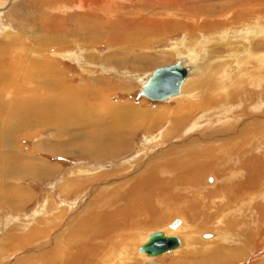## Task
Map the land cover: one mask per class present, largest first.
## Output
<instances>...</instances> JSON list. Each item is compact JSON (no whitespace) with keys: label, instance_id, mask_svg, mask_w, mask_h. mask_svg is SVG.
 <instances>
[{"label":"rangeland","instance_id":"rangeland-1","mask_svg":"<svg viewBox=\"0 0 264 264\" xmlns=\"http://www.w3.org/2000/svg\"><path fill=\"white\" fill-rule=\"evenodd\" d=\"M46 1L56 0H0V61L2 63L0 65L2 67L0 129L3 130L0 134V160H2L0 172L4 173V176L0 177V185H2L0 187V264H6L5 262L17 264L15 262H19V259L26 255L29 258L19 262L20 264H29L30 261H32L30 264H35L38 261L36 257L40 262L48 259H64L62 257L64 255L76 258L83 253L85 247L80 249L75 246L86 242L91 234L88 233L90 231L97 237L94 245L101 247L106 240L99 237L108 221L101 216L110 217L109 220L112 222L115 221L114 215L120 212L125 214L126 208L129 209L127 211L131 217L130 226L122 225L120 231L114 227L113 235L109 236L112 244L104 251L107 255L116 244V240L123 245L126 243L125 246H129L126 251L129 252V259L123 264H210V262L264 264L262 232L258 231L260 238L256 249H253V246L248 249V241L239 237L242 231L248 230L244 226L250 224L251 213L245 212L238 216L234 213L219 220V216L209 213V210L214 208L213 204L201 201L200 193L195 195L194 191H186L185 197L179 194V199L171 201H165L162 197H158L157 200V197H153L148 201L147 210L142 211L137 208L140 206L137 202V197L140 195L133 187L137 176L144 174L169 179L168 175L156 174L154 171L160 162L158 156L162 152L173 155L175 147H180L179 143L185 136L194 135L195 132L190 130L195 127L212 128L214 134L229 131V138H225L224 142H219L217 145L224 146L228 140L240 138L234 142L238 143V151H241L239 148L243 146L251 147L245 146L250 140L252 144H257L259 140L254 155L263 154L264 13H259L256 8L252 16L243 19L237 17L238 20L232 21L236 13L239 16L237 9L241 8L240 4L233 6L234 0H120L113 2V5L101 3L98 5L96 2L101 0H60L63 4L57 10L56 8L49 10L41 18L38 12H43L42 7L47 5L44 4ZM82 1L87 2L88 5ZM262 7L264 8V4ZM202 22L209 23L202 27ZM223 38L229 42H224ZM176 48L181 50V54ZM39 49L40 51L36 53L35 50ZM187 52L195 53L188 55ZM179 60H183L184 64L190 67L192 76L189 77L190 81L186 82L178 98L168 102H151L140 96L141 79L156 68L175 64ZM241 64L244 66L242 67ZM232 66H236L237 69L233 70L232 74H228L229 71L226 70ZM47 67L57 72L55 78L60 80L62 87L66 89L65 93L63 88L59 89L62 97L71 98L76 110L77 107L83 108L80 105L76 106L78 105L76 102L90 105L92 110L88 112L84 108L74 114L67 112L66 116L65 114L63 116L62 112L54 109L57 113L55 123L48 125L41 123L42 119L46 118L48 110L46 114L29 111V107L23 101L25 98L29 103L46 101L44 94L34 95L33 90L39 88L42 90L43 86L37 84L38 76L44 72V69H48ZM210 74L218 76L216 77L218 81L215 83L217 90L214 89L210 91L211 94H207L210 89L200 86L211 76ZM229 76L233 77L230 79L234 83L225 80ZM260 78H263L261 79L263 81ZM254 79L257 81L256 84ZM226 86L229 88L227 92L222 90ZM200 90L204 93L202 94ZM235 91L239 93L238 97L228 96ZM218 92L222 93L221 97L225 99L221 111L202 106L201 98L206 95L213 97ZM249 93L254 96L251 97ZM17 102L21 105L14 106ZM255 102L256 106L253 104ZM114 110L119 115L132 113L130 116L134 119H130L132 122L116 120L112 116ZM23 113L29 116H24ZM243 117L246 118L242 119ZM86 125L97 126L100 133H93L94 135L87 133ZM129 131L131 132L129 145L119 147L114 143L111 148L101 151L102 155L108 157L96 158L79 150L92 139L104 140L107 133L114 136V133ZM251 131L255 132L251 133ZM153 138L158 141L152 142ZM192 147L191 149H196ZM66 149V153L55 152ZM181 151L183 153V150ZM235 155L236 152L224 150L216 155L218 158H225V161L228 160V164L224 163L226 167L220 169L215 165L214 169L206 173L207 176L205 175L203 180L205 191L209 190L210 186L214 190L212 187L219 184L223 176L218 175L217 172L226 168L235 166L233 171L238 170V173L231 176L237 180L244 177L239 169L247 163V160L236 159ZM15 156L19 160H13L16 159ZM140 165L142 169L135 171ZM31 168L45 169L44 175L34 177L30 172ZM11 170L13 173H10ZM123 176L124 178L121 179ZM211 179L214 181L210 182ZM103 184L104 187H100ZM62 185L66 190L68 189L65 193L62 191L64 188L60 187ZM120 198L122 203L119 201ZM219 198L223 200L222 197ZM256 201H258L257 205L262 204L260 210L264 208V198ZM218 202L216 201V204ZM223 202L221 205L227 204L226 201ZM81 203H84V207L77 210ZM176 205H180L179 207L185 205L183 209L188 214L181 211L179 213ZM189 207L192 209L196 225L187 216L190 215ZM94 212L98 213L95 215ZM160 218H164L161 223L151 222ZM204 218L209 222L201 226ZM177 220H181L183 224L171 233L186 238L184 248L154 259L136 254L135 248L141 245L147 234L168 231L169 226ZM260 222H264V219L261 218ZM113 224L116 226L115 222ZM62 226L67 228L60 238L63 242L54 237ZM110 227L112 226L108 225L107 229ZM34 228L38 231L35 230L36 233L31 234ZM260 229L263 230L264 225H261ZM190 234L193 235L188 239ZM207 234L213 237L204 238L203 236ZM255 234L257 236V233ZM33 235L36 236L34 243L30 241ZM67 239H71V242L68 243ZM86 255L90 256L92 253ZM234 255L239 256L240 259L234 261L236 259ZM245 261L247 262L244 263Z\"/></svg>","mask_w":264,"mask_h":264},{"label":"bare ground","instance_id":"bare-ground-1","mask_svg":"<svg viewBox=\"0 0 264 264\" xmlns=\"http://www.w3.org/2000/svg\"><path fill=\"white\" fill-rule=\"evenodd\" d=\"M116 1H120V0H101V1H99V2H96L98 5L101 3L102 5H113V2H116ZM233 1V0H232ZM82 2H84V4H86V5H88V3L87 2H85V1H82ZM231 2V1H230ZM5 3V2H4ZM44 4H47V5H45L44 7H42V10H43V12L41 11V13L40 12H38L39 13V15H40V17L42 18L43 16H44V14H45V12H47V11H49V10H53V9H55L56 8V10H57V8L58 7H60L62 4H63V2L62 1H60V0H56V1H52V2H48V1H46V3H44ZM43 4V5H44ZM240 4V7L241 8H239L240 10H238L237 9V11H239L238 13H239V16H237V13L232 17V21H236V20H238V18L237 17H240V18H245V17H248V16H250L251 14H252V12H253V10H255L256 8H258V9H256V11H258L259 13H264V8L262 7V4H264V0H234V4H233V6L234 7H236L237 5H239ZM81 5H83V3L81 4ZM28 6H30V5H28ZM36 6V5H35ZM260 6V7H259ZM38 7V6H37ZM102 7V6H101ZM233 7V8H234ZM34 10H36V9H34ZM224 10H225V8H224ZM40 11V10H39ZM236 11V10H235ZM33 12V11H32ZM211 12H213V11H211ZM37 13V12H36ZM27 14V13H26ZM39 15H38V18H39ZM199 15V14H198ZM208 16V15H207ZM212 17L214 16V15H211ZM217 16V15H216ZM252 16V15H251ZM25 17V16H24ZM40 18V19H41ZM219 18V17H218ZM31 20V19H30ZM230 21V20H229ZM218 22V21H217ZM49 23H50V21H49ZM207 23V22H206ZM205 23V24H206ZM209 23V22H208ZM208 23L206 24V25H208ZM232 23V22H231ZM4 24V23H3ZM21 24V23H20ZM34 24V23H33ZM36 24V23H35ZM45 24V23H44ZM202 24H203V22H202ZM205 24H203L202 25V27H205ZM220 24V23H219ZM234 24V23H233ZM46 25V24H45ZM212 25H214V24H212ZM218 26V25H217ZM5 27V26H4ZM211 27V26H210ZM2 28V27H1ZM218 28V27H217ZM253 28V27H252ZM207 29H209V28H207ZM22 30V29H21ZM245 32V31H244ZM229 37V36H228ZM37 41H39V40H37ZM223 41L224 42H229V40H226L225 38H223ZM210 42V41H209ZM262 44V43H261ZM1 46V45H0ZM184 47L186 46L185 44L183 45ZM182 46V47H183ZM205 46V45H204ZM243 46V45H242ZM247 46H249V45H247ZM244 47V46H243ZM259 47V46H258ZM173 48V47H172ZM186 48V47H185ZM238 48H239V46H238ZM245 48V47H244ZM232 49V48H231ZM236 49V48H235ZM243 49V48H242ZM176 50H177V52L179 51V48H176ZM186 50V49H185ZM185 50H183L184 52H185ZM191 50V49H190ZM195 50V49H194ZM193 50V51H194ZM245 50V49H244ZM35 51H37L36 53H38L39 51H40V49L39 50H35ZM170 51H172V50H170ZM181 51V50H180ZM179 51V52H180ZM235 51V50H234ZM243 51V50H242ZM262 52V51H261ZM188 53V55L189 54H194L193 52L191 53H189V52H187ZM234 53V52H233ZM180 54H181V52H180ZM235 54V53H234ZM238 54V53H237ZM178 55V54H177ZM236 55V54H235ZM179 56V55H178ZM182 56V55H181ZM252 56H254V54L252 55ZM257 56V55H256ZM79 57V56H78ZM244 57H245V55H244ZM259 57V56H258ZM182 58H183V56H182ZM186 58H188V57H186ZM185 58V59H186ZM195 58V57H194ZM246 58V57H245ZM188 59H191V58H188ZM228 59V58H227ZM192 60V59H191ZM2 61H4V59L2 60ZM190 61V60H189ZM189 61H187V62H189ZM195 61V60H194ZM239 61V60H238ZM243 61V60H242ZM264 61V60H263ZM86 62V61H85ZM84 62V63H85ZM193 62V61H192ZM5 63V62H4ZM226 63V62H225ZM230 63V62H229ZM235 63V62H234ZM239 63V62H238ZM241 63V62H240ZM2 63H1V61H0V65H1ZM86 64V63H85ZM190 65L192 64V63H189ZM194 64V63H193ZM249 64H251L250 62H249ZM264 64V63H263ZM238 65V64H237ZM242 65V64H241ZM258 65V64H257ZM186 66V65H185ZM244 65H242V67H243ZM256 67V66H255ZM259 67V66H258ZM48 68V67H47ZM231 68H233V66L232 67H230V68H228L229 70H226V71H229L228 72V74H232L233 73V70L231 69ZM234 70H236L237 69V67L236 66H234ZM253 68V67H252ZM260 69H262V68H260ZM0 70H2V67H0ZM9 70H11V69H9ZM242 70V69H241ZM244 71V70H243ZM3 72V71H2ZM1 72V73H2ZM225 72V71H224ZM235 72V71H234ZM256 72V71H255ZM261 72V71H260ZM237 73V72H236ZM262 73V72H261ZM190 74H191V71H190ZM189 74V77L190 76H192V75H190ZM0 75H2V74H0ZM131 75V74H130ZM211 76H209L208 78H206V80L203 82V84L200 86L201 88H209L210 90H208L209 92L207 93V94H211L210 93V91L212 92V90H214V89H216V85H215V83L218 81V79L216 78V77H218L217 75H213V74H210ZM222 75H224V73L222 74ZM243 75V74H242ZM249 74H247V76H248ZM259 75V74H258ZM261 75H263V74H261ZM24 76V75H23ZM246 76V75H245ZM264 76V75H263ZM3 77V76H2ZM37 77V76H36ZM55 77H57V72L56 71H54V70H52L51 68H48V69H44V72L42 73V74H40L39 76H38V85L39 86H43V88H42V90L39 88V89H36V90H33L34 91V95H37V94H40V93H42V94H44L45 96H46V101H44V102H41V101H43V100H39V101H31L30 103L29 102H26V99L27 98H25V100L23 101L24 102V104L26 103V105L29 107V111H34V112H42V113H45V112H47V110H48V114H46L47 116H45L46 118H43L42 119V121H41V123H45V124H53V122L55 123V119H56V117H57V113H55V111H60V112H62V114H63V116H64V114H65V116H66V113L68 112V113H71V114H74V112L76 113V111H82V109H87L86 111H90V110H92V106H90V105H88V106H86V105H83L82 103H80L79 104V102H76V103H78V105H76V106H83V108L82 109H79L78 107H77V110H76V107H74L73 105H75L74 104V102H72L73 100H70L69 98L67 99V98H64V97H62L61 95H60V93H59V89H61V88H63L62 87V82L59 80H57V78H55ZM189 77H188V79L186 80V82L187 81H190L189 80ZM237 77V76H236ZM240 77V76H239ZM255 77V76H254ZM55 78V79H54ZM230 78H233L232 76H229V78H226L225 80H230L232 83H234V81H232ZM257 78H258V76H257ZM144 79V78H143ZM143 79H141V80H143ZM250 79H252V78H250ZM261 79H263V78H260V80ZM222 80V79H221ZM221 80H219V81H221ZM224 80V79H223ZM235 80V79H234ZM253 80V79H252ZM255 80V79H254ZM9 81V80H8ZM241 81V80H240ZM261 81H263V80H261ZM35 82V81H34ZM186 82L184 83V85H183V87H182V90H181V93H182V91H183V88L186 86L185 84H186ZM223 82V81H222ZM244 82V81H243ZM256 80L254 81V83L256 84ZM251 83H253V81L251 82ZM258 83H260V82H258ZM221 84V83H220ZM219 84V85H220ZM235 84H236V82H235ZM248 84H249V82H248ZM225 85V84H224ZM223 85V86H224ZM259 85H261V84H259ZM255 86V85H254ZM217 87H218V85H217ZM221 87V86H220ZM195 88V87H194ZM236 88H238V87H236ZM250 88V87H249ZM253 88V87H252ZM221 89V88H220ZM219 89V91H221ZM227 89H229V88H227V86L226 87H224V88H222V90H227ZM259 89V88H258ZM257 89V90H258ZM217 90V89H216ZM235 90V89H234ZM260 90V89H259ZM201 91V90H200ZM231 91V90H230ZM63 92L65 93L66 92V89H64L63 88ZM63 92H61V93H63ZM192 92V91H191ZM214 92V91H213ZM222 92V91H221ZM227 92V91H226ZM232 93L234 92V91H231ZM237 92H239L238 90H237ZM57 93V94H56ZM201 93L203 94L204 93V91L202 92L201 91ZM223 93V92H222ZM221 93V94H222ZM68 94V93H67ZM192 94V93H191ZM216 94V93H215ZM221 94L218 92L216 95H214L213 97L212 96H204L203 98H201V104H202V106H204L205 108H208V109H211V110H218V111H221L222 110V106H224V103H225V99H223L222 97H221ZM224 94V93H223ZM239 93H236V91H235V93L234 94H231V95H228V96H230V97H233V98H236V96L238 95ZM255 94H257V93H255ZM68 95H70V94H68ZM183 95V94H182ZM186 95V94H185ZM198 95V94H197ZM241 95V94H240ZM239 95V98L241 97ZM247 95H248V93H247ZM249 95L251 96V94L249 93ZM261 94H259V96H260ZM65 96V95H64ZM180 96V95H179ZM199 96H200V94H199ZM227 96V97H228ZM249 96V97H250ZM252 96H254V95H252ZM251 96V97H252ZM263 96V95H262ZM17 97V96H16ZM238 97V96H237ZM175 98H178V96L177 97H174V98H172V99H175ZM242 98L244 99V96H242ZM171 99V100H172ZM196 99V98H195ZM250 99V98H249ZM253 99V98H252ZM263 99V101H264V97L262 98ZM261 99V100H262ZM45 100V99H44ZM190 100H192V99H190ZM239 100H241V99H239ZM251 100V99H250ZM255 101V100H254ZM257 101V100H256ZM22 101H21V103H23ZM196 102H198L197 100H196ZM236 102V101H235ZM240 102H242V100L240 101ZM240 102H238V103H240ZM243 102H245L244 100H243ZM262 102V101H261ZM21 103H19V102H17V103H15V105L14 106H20L21 105ZM198 104V103H197ZM253 104H255V106H256V102L255 103H253ZM259 104H260V102H259ZM3 105V104H2ZM12 105V104H11ZM1 106V105H0ZM13 106V107H14ZM47 106H48V108H47ZM197 106V105H196ZM254 106V105H253ZM12 107V106H11ZM27 107V108H28ZM192 107H194V106H192ZM198 107V106H197ZM252 107V106H251ZM248 108V107H247ZM26 109V108H25ZM54 109H55V111H54ZM196 109V108H195ZM199 109V108H198ZM259 109V108H258ZM192 110V109H191ZM7 111V110H6ZM10 111V110H9ZM16 111V110H15ZM21 111V110H20ZM25 111V110H24ZM27 111H28V109H27ZM215 111V112H216ZM92 112V111H91ZM200 112V111H199ZM16 113V112H15ZM14 113V114H15ZM19 113V112H18ZM40 113H38L39 114V116H40ZM120 113V112H119ZM253 113V112H252ZM1 114H4V113H1ZM8 114H10V113H8ZM13 114V113H12ZM24 114V113H23ZM29 114V113H28ZM112 116H114L113 118L114 119H116V120H121V119H123V120H128V121H131L130 119H134L133 117H131L132 115V113H126V114H129V115H119V114H117L116 113V111L114 110V111H112ZM216 114V113H215ZM264 114V113H263ZM5 115V114H4ZM26 114H24V116H25ZM131 115V116H130ZM246 115V114H245ZM26 116H29V115H26ZM58 116H59V114H58ZM70 116V115H69ZM227 116H228V114H227ZM236 116V115H235ZM263 116V115H262ZM7 117V116H6ZM217 117V116H216ZM224 117V116H223ZM237 117V116H236ZM25 118V117H24ZM139 118V117H138ZM142 118V117H141ZM201 118H202V116H201ZM246 118V117H245ZM244 117L242 118V119H245ZM144 119V118H143ZM219 119V118H218ZM232 119V118H231ZM241 119V118H240ZM257 119V118H256ZM217 120V119H216ZM226 120V119H225ZM235 120V119H234ZM122 121V120H121ZM190 121V120H189ZM123 122V121H122ZM132 122V121H131ZM134 122V121H133ZM234 122V121H233ZM205 123H207V122H205ZM16 124V123H15ZM142 124V123H141ZM91 125V124H90ZM95 125V124H94ZM200 125V124H199ZM206 125V124H205ZM208 125V124H207ZM209 126V125H208ZM224 126V125H223ZM222 126V127H223ZM86 127H87V125H86ZM227 127V126H226ZM240 127V126H239ZM68 128V127H67ZM80 128V127H79ZM96 128H98L97 126H88L87 128H86V132L87 133H89V134H91V135H94L93 133H95V134H97V133H100V130H99V128L98 129H96ZM257 128V127H256ZM69 129V128H68ZM77 130V129H76ZM263 130V129H262ZM2 131L3 130H1L0 129V134L2 133ZM70 131V130H69ZM190 131H192V132H195L194 133V135H192V136H188L187 134V136H185V138L182 140V141H180V147H175V149H174V152L172 153L173 155H169V153H167V152H162V153H160V155L158 156L160 159H158V161H160V162H158V165H156V167L154 168V171L156 172V174H166V175H168L169 176V179H161L160 177H158V176H156V175H140V177H138L137 175V180H133L132 182H133V184H134V188H135V190H136V193H138L139 195H140V197L138 196L137 197V202L139 203L138 205H140L139 207H137L139 210L140 209H142V211H146L147 209H146V207H148L149 205H147L148 204V201H151V199H153V197H157V200H158V197H162L163 199H165V201L166 200H169V201H171V200H177V199H179L178 198V196H179V194H182L183 196H184V193L186 192V191H188V192H196V194L195 195H197V193H200V196H201V198H200V200L202 201H204V202H209L211 205L213 204V206H214V208H212L211 210H209L210 212L209 213H212V214H215L216 216H219V220H221L222 218H226L227 216H229L230 214H232V215H234V213H236L237 214V216L240 214L241 215V213L243 214V213H245L246 212V214L247 213H251V215H252V218H250L251 219V222H250V224H247V226H244L245 228L247 227L248 228V230H246V231H242V235H239V237H241V238H243V240H245V241H248V244H247V248L248 249H250V246H253V249H256V247H257V244H258V239L260 238V235L258 234V231H261L262 233H261V235L263 236L264 235V229L263 230H261L260 229V226L262 225H264V222H260L261 221V218H263L264 219V208H262L261 210L259 209L260 207H261V205L262 204H260V203H258V205H257V202L258 201H256V200H259V199H262V198H264V148L262 149V151H263V154L260 156V155H254V151L256 150V149H258L257 148V144H259V140L257 141L256 140V138H255V140L257 141V144H252V142H251V140H250V142H248V144L247 145H245V146H251V147H244V149H245V151H244V149H243V147H240L239 148V150H241V151H238L237 149V145H238V143H234L236 140H238V139H240V138H236L235 137V139H233V140H228V142H226V144H224V146H219V145H217L219 142L221 143V142H224V140H225V138H227L229 135H228V132L229 131H227V130H225V131H221V132H216L217 133V135H216V133L214 134V131H213V129L212 128H203V127H201V128H199V127H195V128H193L192 130H190ZM189 131V132H190ZM235 131V130H234ZM260 131V130H259ZM264 131V130H263ZM188 132V133H189ZM244 132H246V131H244ZM255 131H251V133H254ZM262 132V131H261ZM85 133V132H84ZM172 133H175V132H172ZM232 133V132H231ZM238 133V132H237ZM258 133V132H257ZM260 133V132H259ZM67 134H69L68 132H67ZM70 134H71V132H70ZM130 134H131V132L129 131V132H117V133H114V136L113 135H111L110 133H107V135H105V139L104 140H97V139H92L90 142H88V143H86L82 148H80L79 150L80 151H82V153H89V154H91L93 157H96V158H102V157H108V155L107 156H104V155H102L101 153V151L103 150V149H105V148H108V147H112L113 145H114V143L117 145V146H119V147H123V146H126V145H129V137H130ZM233 134V133H232ZM240 134V133H239ZM246 134V133H245ZM76 135V134H75ZM77 135H79L78 133H77ZM76 135V136H77ZM80 135H81V133H80ZM67 136H69V135H67ZM75 136V137H76ZM263 136V135H262ZM74 137V138H75ZM92 137V136H91ZM161 137V135L159 136V138ZM88 138H90V137H88ZM229 138V137H228ZM261 138V137H260ZM252 139V138H251ZM257 139H259V138H257ZM68 140V139H67ZM76 140H77V138H76ZM66 141V140H65ZM69 141V140H68ZM156 141H158V139H156V138H153V141L152 142H156ZM230 141V142H229ZM264 141V140H263ZM74 142V141H73ZM73 142H72V144L71 145H73ZM76 142V141H75ZM74 142V143H75ZM243 142V141H242ZM71 142H69V144H70ZM150 144H151V142H149ZM263 143V142H262ZM59 144H61V143H59ZM159 144V143H158ZM236 144V145H235ZM62 145H64V143L62 144ZM61 145V146H62ZM83 145V144H82ZM154 145H156V144H154ZM74 146H75V144H74ZM191 146H193L192 148H196V149H191ZM68 147V146H67ZM188 147H190V149L188 150ZM263 147H264V145H263ZM65 148V147H64ZM172 148H170V150H171ZM72 150V149H71ZM150 150V149H149ZM181 150H183V153H182V151ZM197 150V151H196ZM222 150H224V151H228V152H230V151H232V153L233 152H236V155H235V158L236 159H239V160H247V163L245 164V165H243V166H241L240 167V172H242V175H244V177L241 179V180H237V179H235V177H232L231 176V174H237L238 172V170L237 171H233V169L235 168V166H234V168H226L225 170H223V171H218L217 172V174L219 175V174H221V176H222V179L219 181L220 183L219 184H217V185H214V187H212V188H214V190H212L211 189V186H210V188H208L209 190H207V191H205L206 190V188L204 187V177H205V175H206V173H208V172H210V170L211 169H214V166L215 165H218V167H217V169H220V168H224V167H226V165H223L224 163H227L228 162V160H224L223 158H218L216 155L219 153V152H221ZM237 150V151H236ZM65 151H67V149L66 150H64V151H56L55 150V152H57V153H66ZM70 151V150H69ZM79 151V153H81ZM257 151V150H256ZM68 153V152H67ZM180 153H182V154H180ZM168 154V155H167ZM165 156H167V157H165ZM219 156V155H218ZM234 156V155H233ZM163 157H165V158H163ZM15 158L16 159H13V160H19L18 159V157H16L15 156ZM153 159V158H152ZM151 160V159H150ZM230 160V159H229ZM2 160H0V162H1ZM232 163V162H231ZM235 163V162H234ZM228 164V163H227ZM143 165V164H142ZM142 165H140V166H137V168H135L136 170L135 171H138V169H140L141 167H142ZM149 166V165H148ZM34 167V166H33ZM144 167V166H143ZM232 167V166H231ZM145 168H146V166H145ZM12 169V168H11ZM142 169V168H141ZM1 170V169H0ZM14 170V169H13ZM13 170H11L10 171V173H13ZM45 170V169H44ZM44 170H42V169H40V170H38L37 168H31V170H30V172L32 173V175L35 177V176H37V177H40L42 174L44 175V173H43V171ZM77 170H79V169H77ZM120 170V169H119ZM145 170V169H144ZM16 173H17V171L16 170H14ZM76 171V170H75ZM134 171V172H135ZM148 171V170H147ZM146 171V172H147ZM152 171V170H151ZM145 172V173H146ZM154 172V173H155ZM139 173V172H138ZM20 174V173H19ZM136 174V173H135ZM140 174V173H139ZM151 174V173H150ZM40 175V176H39ZM78 175V174H77ZM4 176V173L3 172H0V177H3ZM124 176H126L125 174H124ZM124 176L121 178V179H123L124 178ZM202 176H203V178H202ZM207 176V175H206ZM236 176H238V175H236ZM96 177V176H95ZM74 178V177H73ZM99 178V177H98ZM163 178V177H162ZM201 178H202V180H201ZM207 179V178H206ZM78 180V179H77ZM95 180H97V179H95ZM98 181V180H97ZM206 181V180H205ZM214 180H212V182H213ZM131 182V181H130ZM131 182V183H132ZM95 183V182H94ZM65 184V183H64ZM109 184V183H108ZM130 184V183H129ZM205 184H206V182H205ZM2 185H0V187H1ZM112 186V185H111ZM208 186V185H207ZM61 188H64V185H62V186H60ZM100 187H104V184L103 185H101ZM126 187H128V186H126ZM108 188H111V187H109L108 186ZM133 188V189H134ZM116 189H121V188H116ZM132 189V188H131ZM211 189V190H210ZM68 190V189H67ZM65 188H64V190H62L64 193L67 191ZM99 190V189H98ZM111 190H112V188H111ZM113 190H115V189H113ZM10 191L11 192H13V190H11L10 189ZM95 191V190H94ZM129 191V190H128ZM133 191V190H132ZM120 192V191H119ZM126 192V191H125ZM130 192V191H129ZM98 193V192H97ZM115 193H117V192H115ZM135 193V194H136ZM18 194V193H17ZM126 194V193H125ZM134 194V195H135ZM19 195V194H18ZM20 195H22V194H20ZM114 195H116V194H114ZM130 195V194H129ZM117 196H118V194H117ZM121 196V195H120ZM132 196V195H131ZM135 196H137V195H135ZM199 196V195H198ZM219 196L220 197H222L223 198V200L224 201H226L227 202V204L226 205H221V203L223 202V200L221 201L220 200V198H219ZM114 197V196H113ZM124 197V196H123ZM130 197V196H129ZM185 197V196H184ZM128 198V197H127ZM182 198V197H181ZM218 198V199H217ZM18 199V198H17ZM122 198H120V202L122 201L121 200ZM125 200H128V199H126L125 198ZM82 201V200H81ZM117 201V200H116ZM136 201V200H135ZM156 201V200H155ZM216 201H219L218 202V204H216ZM254 201H256V202H254ZM128 202V201H127ZM131 202V201H130ZM184 202H185V200H184ZM122 203V202H121ZM199 203V202H198ZM224 203V202H223ZM202 204H203V202H202ZM201 204V205H202ZM225 204V203H224ZM118 205V204H117ZM147 205V206H146ZM197 205V204H196ZM204 205V204H203ZM209 205V204H208ZM210 205V206H211ZM232 205V206H231ZM246 205H249V206H246ZM128 206V205H127ZM130 206V205H129ZM128 206V207H129ZM154 206V205H153ZM152 206V207H153ZM174 206V205H173ZM177 206V205H176ZM180 206V205H179ZM179 206H177V208H178V210H179V213H180V211L182 212V213H184V214H188L187 212H186V210H184L183 209V207L185 206V205H182L183 207H179ZM205 206V205H204ZM207 206V205H206ZM84 207V203L82 204L81 203V205H79V207H77V210H79V209H82ZM124 207V206H123ZM131 207V206H130ZM192 207V206H191ZM191 207H189V214L190 215H187L189 218H190V220H192L193 222H194V224H195V218H193L194 217V215H192V209H191ZM194 207V206H193ZM263 207V206H262ZM86 208V207H85ZM116 208V207H115ZM154 208V207H153ZM152 208V209H153ZM206 209V208H205ZM127 210H129L128 208H126L125 209V214H124V212H120L119 214H117L116 216L114 215V219H115V221H113L112 220V222H111V220H109L110 219V217H108V216H104V215H102L101 216V218L102 219H104L103 217H105V220H108V221H106V223H107V226L106 225H104V229H103V232H101V235H100V239H103V240H106V242H105V244L103 245H101V247L100 246H97V245H94V243H95V239L97 238L96 236H94V234H92V232L90 231V232H88V233H91L87 238L88 239H86V242H84V243H82L81 245H79V246H75V247H78V248H80V249H82V247L84 248V250H83V253L81 254V255H77L78 257H76V258H73V257H70L71 255H69V256H66V255H64V256H62L64 259H62V258H59V260H49L48 259V261H46V260H41V262L43 263V264H123L124 262H126V261H128V259H129V256H128V254H129V252H126L127 251V249H128V247L129 246H125V244L123 245V243H119V242H117V240H116V244L114 245V247L109 251V253L106 255L105 253H104V251L108 248V247H110L111 245L110 244H112V243H110V235H113L112 233H113V231H112V229H114V227H116V230L118 231H120V227L122 226V225H124V227H129L130 225V220H131V217L128 215V211ZM132 210V209H131ZM150 210V209H149ZM178 210H177V212H178ZM133 211V210H132ZM157 211V210H156ZM199 211V210H198ZM205 211V210H204ZM207 211V210H206ZM205 211V212H206ZM176 212V211H175ZM205 212H203V214L205 213ZM258 212H259V214H262L263 216L261 217V215H259L258 214ZM77 213V212H76ZM95 213V212H94ZM96 213H98V212H96ZM96 213H95V215H96ZM195 213V212H194ZM208 213V214H209ZM111 214V213H110ZM152 214H154V213H152ZM196 214V213H195ZM90 215V214H89ZM137 215V214H136ZM139 215V214H138ZM155 215V214H154ZM201 215V214H200ZM74 216V215H73ZM149 216H150V214H149ZM213 216V215H212ZM90 217V216H89ZM88 216H87V218H89ZM116 217V218H115ZM160 217H162V216H160ZM186 217V216H185ZM187 217V218H188ZM204 217V216H203ZM206 217H207V215H206ZM36 218V217H35ZM92 218V217H91ZM90 218V219H91ZM136 218V217H135ZM134 218V219H135ZM148 218V217H147ZM186 218V219H187ZM32 219V218H31ZM57 219V218H56ZM93 219V218H92ZM97 219H98V217H97ZM142 219V218H141ZM146 219V218H145ZM164 219V218H163ZM163 219L162 218H160V219H157V220H153V221H151L152 223H161V221H163ZM69 220V219H68ZM84 220H85V218H84ZM83 220V221H84ZM204 221H203V224H201V226H204L206 223H208L209 221H207L205 218L203 219ZM228 220V219H227ZM96 221V220H95ZM198 221V220H197ZM91 222H92V220H91ZM115 222V224H116V226L113 224ZM218 222V221H217ZM73 223V222H72ZM97 223V222H96ZM81 224H83V223H81ZM183 224V222L181 223V225ZM197 224V223H196ZM195 224V225H196ZM94 225V224H93ZM99 225V224H98ZM97 225V226H98ZM102 225V224H101ZM108 225H111L112 227H110V229H107L108 228ZM141 225V224H140ZM185 225V224H184ZM199 225V224H198ZM197 225V226H198ZM3 226V225H2ZM75 226V225H74ZM91 226V225H90ZM61 227V226H60ZM81 227V226H80ZM79 227V228H80ZM140 227V226H139ZM199 227V226H198ZM81 228H83V227H81ZM102 228V227H101ZM132 228H134L133 226H132ZM245 228H244V230H245ZM66 227H63L62 226V228H60V230H59V232H56V234H55V236L54 237H56V239H60L62 236H63V234H64V232L66 231ZM84 229V228H83ZM123 229V228H122ZM121 229V230H122ZM126 229V228H125ZM129 229V228H128ZM127 229V230H128ZM259 229V230H258ZM36 229L34 228L33 230H32V233L31 234H35L36 233V231H38V230H36ZM135 230V229H134ZM81 231V230H80ZM89 231V230H88ZM96 231V230H95ZM133 231V230H132ZM171 231L172 230H170V229H168V231L167 230H163L162 232H165L168 236H177V237H179L180 239H181V245L179 246V248H177L176 250H174L175 252L177 251V250H179V249H181V248H184L185 247V244H186V238L185 237H182V236H179L178 234H174L173 232L171 233ZM46 232V231H45ZM128 232V231H127ZM74 233H76V232H74ZM115 234H116V232H114ZM137 233V232H136ZM255 233H257V236H256V234ZM68 234V233H67ZM66 234V235H67ZM118 234V233H117ZM138 234V233H137ZM140 234V233H139ZM194 234V233H193ZM193 234H190V236H188V239L191 237V235H193ZM71 235V234H70ZM86 235H87V232H86ZM127 235H128V233H127ZM148 235H150V234H147L146 235V238H145V240L144 241H142V243L141 244H143L144 242H146V240H147V237H148ZM83 236V235H82ZM256 236V237H255ZM96 237V238H95ZM116 237V236H115ZM126 237V236H125ZM35 238H36V236L35 235H33V237L30 239V241L31 242H33V240L34 241H36L35 240ZM79 238V237H78ZM113 238V237H112ZM117 238V237H116ZM132 238H134V236L132 237ZM132 238H130V239H132ZM55 239V240H56ZM119 239V238H118ZM138 239V238H137ZM52 240H54V239H52ZM66 240V239H65ZM68 240V239H67ZM71 240V239H70ZM70 240H68L69 242L68 243H70L71 241ZM76 240V239H75ZM79 240V239H78ZM120 240H122V238L120 239ZM128 240H129V238H128ZM127 240V241H128ZM191 240V239H190ZM51 241V240H50ZM60 241L61 242H63L61 239H60ZM140 241V240H139ZM65 242H67V241H65ZM76 242V241H75ZM34 243V242H33ZM54 243V242H53ZM52 243V244H53ZM78 243V242H77ZM135 243V242H134ZM247 243V242H246ZM46 244V243H45ZM97 244V243H96ZM114 244V243H113ZM99 245V244H98ZM129 245H131V244H129ZM61 248H62V246H61ZM134 248V247H133ZM71 249V248H70ZM69 249V250H70ZM73 249V248H72ZM77 249V248H76ZM54 250V249H53ZM79 250V249H78ZM108 250V249H107ZM131 250V249H130ZM135 250H137V253L136 254H138V255H140V256H144V255H141V254H139V252H138V248H135ZM74 251H75V249H74ZM173 251V252H174ZM49 252V251H48ZM63 252V251H62ZM72 252H73V250H72ZM79 252V251H78ZM90 252L92 253V255H90V256H87L86 255V253L87 254H90ZM27 253V252H26ZM68 253H70V252H68ZM134 253V252H133ZM61 254V253H60ZM55 255V254H54ZM53 255V256H54ZM105 256V257H101V256ZM220 255V254H219ZM60 256V255H59ZM83 256V257H82ZM128 256V257H127ZM235 256V255H234ZM145 258H147V259H150V258H148V257H146V256H144ZM160 257H162V256H160ZM29 257H28V255H26L25 257L24 256H22L19 260V262H22V260H25V259H28ZM41 258V257H40ZM46 258V257H45ZM158 258V257H157ZM219 258V257H218ZM234 258H236V259H234V261H237V260H239L240 259V257L239 256H235ZM36 259L38 260V261H36L35 262V264H41V262H40V260L38 259V257H36ZM70 260H72V261H70ZM210 260V259H209ZM15 261H17V260H15ZM19 262H15V263H19ZM215 262H217V261H215ZM230 262H231V260H230ZM247 261H245L244 263H246ZM6 264H7V262H5ZM9 263V262H8ZM30 263H32V261H30ZM29 263V264H30ZM10 264H12V263H10ZM20 264V263H19ZM34 264V263H33ZM208 264V263H207ZM210 264H214V263H211L210 262Z\"/></svg>","mask_w":264,"mask_h":264},{"label":"water","instance_id":"water-1","mask_svg":"<svg viewBox=\"0 0 264 264\" xmlns=\"http://www.w3.org/2000/svg\"><path fill=\"white\" fill-rule=\"evenodd\" d=\"M231 69L234 70V66ZM190 71V67L185 66L183 60L156 68L141 81L140 96L151 102H168L181 94ZM181 223V220H177L169 226V229L176 230ZM203 237L210 239L213 235L207 234ZM180 245L179 237L168 236L165 232L156 231L148 235L146 242L138 247V252L154 259L173 252Z\"/></svg>","mask_w":264,"mask_h":264}]
</instances>
